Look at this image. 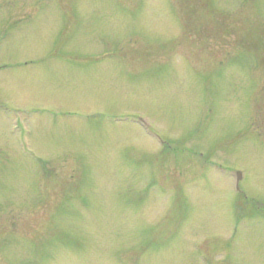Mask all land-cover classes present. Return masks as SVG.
<instances>
[{
    "label": "rangeland",
    "instance_id": "obj_1",
    "mask_svg": "<svg viewBox=\"0 0 264 264\" xmlns=\"http://www.w3.org/2000/svg\"><path fill=\"white\" fill-rule=\"evenodd\" d=\"M0 264H264V0H0Z\"/></svg>",
    "mask_w": 264,
    "mask_h": 264
}]
</instances>
